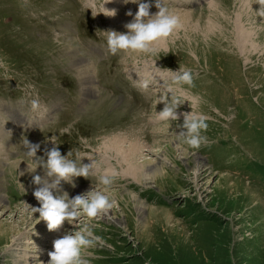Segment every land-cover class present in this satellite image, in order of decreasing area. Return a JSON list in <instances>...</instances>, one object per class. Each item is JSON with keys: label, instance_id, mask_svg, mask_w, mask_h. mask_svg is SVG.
I'll return each mask as SVG.
<instances>
[{"label": "rangeland", "instance_id": "obj_1", "mask_svg": "<svg viewBox=\"0 0 264 264\" xmlns=\"http://www.w3.org/2000/svg\"><path fill=\"white\" fill-rule=\"evenodd\" d=\"M187 1L162 0L182 27L156 54H120L105 62L106 32L126 31L132 19L126 12L137 9L130 0H0V83L5 84L0 103L11 98L13 107L24 104L36 117L56 103L46 122L57 114L60 119L61 112L59 133L51 129L33 140L47 148L57 143L62 155L78 142L93 164L110 167L104 174L115 173L109 191L114 204L107 214L91 220L82 215L49 231L30 209L39 206L32 176L43 173L38 167L32 176L18 178V164L30 170L33 164L0 143V264H22L13 257V241L36 232L40 255L27 264H47L52 241L84 224L100 237L87 250L89 264H264V0H201L185 7ZM87 47L98 55L89 56ZM79 59L87 64L84 78L75 67ZM164 66L198 76L181 93L169 86L172 74ZM154 75L164 76V83L151 81ZM144 77L149 87L142 91L138 83ZM119 84L153 99L140 109L123 104L122 92L108 89ZM165 94L180 100L178 114L207 116L206 142L199 148L176 135L182 116L147 124L156 121L155 111L163 107L157 98ZM32 98L42 99L37 110L31 109ZM113 138L145 145L136 162L148 160L161 178L128 176V164L123 160L118 166L119 155L106 146ZM234 181L240 183L231 187Z\"/></svg>", "mask_w": 264, "mask_h": 264}, {"label": "clouds", "instance_id": "obj_2", "mask_svg": "<svg viewBox=\"0 0 264 264\" xmlns=\"http://www.w3.org/2000/svg\"><path fill=\"white\" fill-rule=\"evenodd\" d=\"M123 2L128 3L129 0H123ZM130 2L135 3L137 9L134 14L131 10L126 12V15L132 16V19L124 25L126 31L106 32L107 49L111 54L154 55L159 51L158 45L166 43L167 39L182 27L180 19L169 11L162 0H130ZM150 7H154L156 11L150 13ZM105 12L108 16L115 15V10H105ZM169 72L180 92L186 93L187 90L180 86L192 84L191 71L188 69L180 71L177 68ZM138 87L145 91L149 87V82L140 81ZM158 102L163 104L160 111H155L158 120L170 123L175 122L178 116L183 117L182 124L178 125L181 131L176 134L183 143L196 149L206 142V136L203 133L208 125L207 116L204 113L189 111L178 114L176 110L181 104L180 100L167 94L158 97ZM30 106L32 110H37L40 107L39 100L32 99ZM51 143L52 147L47 148L43 156H37L40 144L29 143L26 139L24 141L25 155L33 164L31 172L38 167L43 172V175L32 176V183L37 185L32 194L39 202L38 207L30 208L32 213L39 214L38 219L46 223L49 231L56 230L64 223L71 225L82 215L91 220L107 214L114 204V201L110 199L109 191L115 173L99 175L100 187H92L84 193L69 198L67 192L61 191L62 182L75 187L74 178L88 179L93 161L87 164L81 163L83 157L77 154L76 158H70L72 155L70 151L62 155L58 144ZM99 239L100 237L93 233L89 224H84L72 231H64L62 236L53 241L47 264H89L85 255L90 254L87 250L92 248Z\"/></svg>", "mask_w": 264, "mask_h": 264}, {"label": "bare ground", "instance_id": "obj_3", "mask_svg": "<svg viewBox=\"0 0 264 264\" xmlns=\"http://www.w3.org/2000/svg\"><path fill=\"white\" fill-rule=\"evenodd\" d=\"M75 67H76V69L79 72L78 74L82 78H84L82 76V74L84 73V69L87 70L86 62L83 63L79 59V61H75ZM88 87H89V85L86 87V93L88 92V90H87ZM16 121H17V118H16ZM1 133H3V131L0 129V134ZM125 142L126 141L123 138H113L112 140H109V141L106 142L107 148L108 149H113L119 155L120 161L119 160L117 161L118 166H121L120 162H122L124 160V162L128 164V166L126 165V170L125 171L128 173V176L132 177V179H136V181H141V179L144 176L145 177H149L148 179L161 178V176L160 177H156V174L153 173L152 169L150 168L152 166V164L148 160L147 161L143 160L142 163L136 162V158L139 159V157L141 155L142 147L145 148L146 146L145 145L139 146V144H141V143H138L139 141L138 142L137 141H134V142L130 141L126 145H125ZM131 161L132 162L134 161L133 165L130 164ZM110 164H111V162H110ZM110 164H109V166H110ZM129 164H130V166H129ZM12 165H14V164H12ZM12 165H11V167H13V168L16 166V165L15 166H12ZM16 167L18 168V173H19L18 178L19 177L20 178L21 177H25V174L29 175V176H32V174H33V172H31V170L26 165L18 164V166H16ZM109 169H110V167H109ZM140 171H144L145 174L143 175L142 172H140ZM220 177L222 179H224V180H227L226 176H220ZM228 179H230V178H228ZM234 182L235 183L232 182L233 184L231 185V187H233V185L235 186L236 184L240 183V182H237V181H234ZM26 187L28 188V186H26ZM249 190H250V188H249ZM2 197L3 196L0 195V203L1 202L3 203V198ZM4 199H6V198H4ZM32 234H34V236L32 235V238L29 237V236H26V235H23V236L21 235L20 239H24L25 241L23 240L22 242H15L16 240H18L19 237L15 238V240L13 241V243H15V244H13V248L16 249V251H17L16 252L17 254H15V252H14L13 257L14 258H17V256L20 257V259H17L18 263L27 264L28 261L35 260L37 258V256L40 255V251H41V249H40V233L36 232V233H32ZM29 238H31L33 240L29 241ZM50 238H51V235H50ZM29 245H37V247L32 248V247H29ZM49 246H51V245H49Z\"/></svg>", "mask_w": 264, "mask_h": 264}]
</instances>
